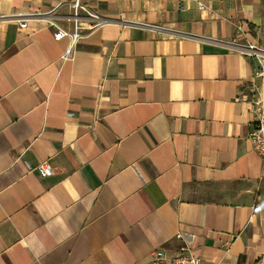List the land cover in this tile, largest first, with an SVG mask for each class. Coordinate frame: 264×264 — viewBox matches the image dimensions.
Here are the masks:
<instances>
[{"label":"crops","instance_id":"obj_1","mask_svg":"<svg viewBox=\"0 0 264 264\" xmlns=\"http://www.w3.org/2000/svg\"><path fill=\"white\" fill-rule=\"evenodd\" d=\"M71 2L0 0V264H264V0Z\"/></svg>","mask_w":264,"mask_h":264},{"label":"built area","instance_id":"obj_2","mask_svg":"<svg viewBox=\"0 0 264 264\" xmlns=\"http://www.w3.org/2000/svg\"><path fill=\"white\" fill-rule=\"evenodd\" d=\"M83 0H72V18H73V28L68 30L66 28L58 27L54 31V37L56 39L62 36H68L70 39V44H73L76 40L85 36L87 33L91 32L93 29L100 25V21L96 19V16H82L79 13V8L82 5ZM198 6L203 7V3L198 1ZM86 21L85 23H83ZM20 26H25L24 22L19 24ZM86 28L87 32H82V29ZM243 52L248 56H254L258 61V66L254 69L253 78H251L250 83L253 86L256 85V79H258V90L257 95L252 99L253 107V117L250 122L249 127V139L254 151H256L259 156L264 160V65L258 58L259 48L254 44H247L241 47ZM44 174H50L51 169L47 166L42 167ZM146 264H202L200 256H196L186 251H181L180 253L166 259L163 255V250L157 248L151 252V258Z\"/></svg>","mask_w":264,"mask_h":264}]
</instances>
